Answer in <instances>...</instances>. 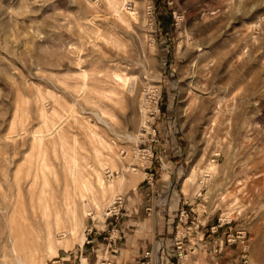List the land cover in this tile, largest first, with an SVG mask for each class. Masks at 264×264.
<instances>
[{
    "label": "rangeland",
    "instance_id": "1",
    "mask_svg": "<svg viewBox=\"0 0 264 264\" xmlns=\"http://www.w3.org/2000/svg\"><path fill=\"white\" fill-rule=\"evenodd\" d=\"M93 223L264 264V0H0V264Z\"/></svg>",
    "mask_w": 264,
    "mask_h": 264
},
{
    "label": "crops",
    "instance_id": "2",
    "mask_svg": "<svg viewBox=\"0 0 264 264\" xmlns=\"http://www.w3.org/2000/svg\"><path fill=\"white\" fill-rule=\"evenodd\" d=\"M155 215L156 219L165 220L160 213ZM97 229V224L93 223L92 229L86 234L85 242L70 251L68 258L77 259L79 264H234L235 261L234 250L222 243V229L217 230L216 234L206 231L207 235L203 234L204 240L199 243L189 239V244L182 251L178 249L180 246H177V249L168 245L157 246L148 239L145 241L150 246H146L145 241L138 240L146 235L142 228L133 231L120 230L121 232L108 229V236L102 237ZM196 233L197 231H190L187 237H198ZM113 235L118 239L113 238ZM99 239L103 241L99 242ZM149 256L151 261L141 262L144 257Z\"/></svg>",
    "mask_w": 264,
    "mask_h": 264
},
{
    "label": "bare ground",
    "instance_id": "3",
    "mask_svg": "<svg viewBox=\"0 0 264 264\" xmlns=\"http://www.w3.org/2000/svg\"><path fill=\"white\" fill-rule=\"evenodd\" d=\"M120 79V78H119ZM97 153V152H96ZM73 162V161H72ZM109 168V167H108ZM214 168V163H210L207 167H206V172H210L212 169ZM112 168H109V170H111ZM107 170V169H106ZM108 171V170H107ZM106 171V172H107ZM112 171V170H111ZM205 172V170L203 171V173ZM111 173V172H110ZM112 174V173H111ZM76 178V177H75ZM81 178V177H80ZM102 178V177H101ZM99 179L100 181V183H102L103 184V178L102 179ZM75 181V180H74ZM82 181V180H81ZM77 183V182H76ZM102 184H99V185H101L102 186ZM48 185V184H47ZM81 185V184H80ZM86 185V183H84L83 181H82V188H84L83 186H85ZM111 185V184H110ZM78 186V185H77ZM48 187V186H47ZM80 187V186H79ZM79 187H77L78 189H79ZM103 187V186H102ZM48 189V188H47ZM85 189V188H84ZM80 190V189H79ZM81 193H82V190L80 191ZM43 193H45V194H47L48 192H46V185H45V187H43ZM49 194V193H48ZM84 195V194H83ZM81 196H82V194H81ZM49 205V204H48ZM50 206V205H49ZM44 210H47V202L44 204ZM43 210V211H44ZM71 210V209H70ZM48 211V210H47ZM59 211V210H58ZM72 213V212H71ZM59 217V216H58ZM59 219V218H58ZM57 221V220H56ZM46 223H48V221H46ZM58 223V222H57ZM50 224V223H49ZM47 229V228H46ZM48 231H49V228L47 229Z\"/></svg>",
    "mask_w": 264,
    "mask_h": 264
},
{
    "label": "built area",
    "instance_id": "4",
    "mask_svg": "<svg viewBox=\"0 0 264 264\" xmlns=\"http://www.w3.org/2000/svg\"><path fill=\"white\" fill-rule=\"evenodd\" d=\"M154 140L157 141L158 139L157 138H154ZM64 235H65L64 233L60 234L61 237L64 236ZM246 263H247V261L246 260H243L239 264H246Z\"/></svg>",
    "mask_w": 264,
    "mask_h": 264
}]
</instances>
